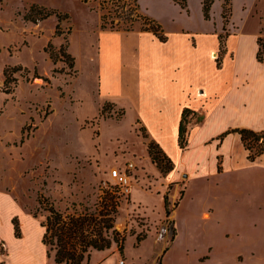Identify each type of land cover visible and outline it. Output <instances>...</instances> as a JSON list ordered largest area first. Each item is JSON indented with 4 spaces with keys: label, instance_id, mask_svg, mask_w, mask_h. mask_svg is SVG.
Masks as SVG:
<instances>
[{
    "label": "rangeland",
    "instance_id": "374dc122",
    "mask_svg": "<svg viewBox=\"0 0 264 264\" xmlns=\"http://www.w3.org/2000/svg\"><path fill=\"white\" fill-rule=\"evenodd\" d=\"M102 1L0 0V238L13 243L12 219H17L19 230V219L14 216L9 220L13 211L9 198L31 217V212L37 208L39 194L48 198L60 212H67L72 204L86 202L101 189L111 187L119 190L111 179V171L130 167L129 192L121 195L122 202L114 227L118 232H131L132 236L125 241V256L122 252L117 260L151 264L154 260L152 241L164 228L173 235L171 215L184 194L175 215L180 243L176 245L172 258L162 260L164 264H264L263 159L255 163L247 162L236 134L229 136L231 141L226 149L219 146L217 163H220L221 174L217 177L232 171L239 174L226 175L222 179L224 183L218 185L229 184L242 190L232 194L226 203L225 194L210 195L208 189L216 184L212 180L206 182L204 176L198 175L189 180L192 173L178 167L175 172L162 176L147 154L148 140L143 138L147 136L145 130L137 123L131 124L129 118L123 117L121 109H115L110 103L102 104L97 99L96 68L91 58L96 56V46L99 45ZM177 1L184 3L185 8L174 0H137L138 10L132 16L133 31L144 29V17H152L172 36L179 31L187 33L193 44L196 33L221 35V43H218L215 53H209V59L222 61V66L227 55L226 33L235 35L236 24L246 31L253 26V19L247 17L253 0H213L208 19L203 15L202 0ZM31 5L65 14L67 19L58 23L56 16L51 15L35 23L23 20L24 10ZM229 5L231 13L228 12ZM223 9L228 12V22H224L226 32L222 31ZM262 11L264 13V0ZM105 20V30H110L112 21L114 25L118 24L119 30L127 26L117 14H106ZM62 51L76 58L72 68L69 67V60L61 55ZM260 63H264V57ZM5 69L9 85L4 84ZM235 76L233 96L263 88L258 84L251 91L246 85L248 75ZM213 99H220V95L213 96ZM204 116V110L200 115H189L188 135L192 120L199 123ZM216 120L217 116L206 135H214L226 122L224 120L220 125L222 121ZM231 121L233 117L228 116L227 123ZM262 122L255 125L256 128L261 127L257 131L264 132ZM217 138L205 141L202 148H214L218 144ZM199 139V136L194 139L189 155L195 154ZM193 159L188 156L186 161L191 163ZM173 164L177 163L173 161ZM215 167L216 164L213 165V174L216 173ZM172 195H176L175 200L171 199ZM164 196L168 202L167 216ZM203 202H211L213 207L229 204L225 226L234 252L221 259L198 262L197 256L204 253V245L210 242L214 228L209 222L205 223L206 226H201L200 234L193 241L187 225L188 222L203 225L199 214L194 211V205L198 210ZM207 218L203 216V219ZM35 220L39 224L40 218ZM210 222L214 224L219 220L212 219ZM27 227L30 233L31 228ZM30 235L31 239L26 241L28 244L34 237L33 233ZM137 235L145 237L139 249L134 246ZM192 242L197 246L195 249L189 247ZM237 251H241L239 259L238 256L236 258ZM110 252L120 254L115 245ZM24 253L12 250L8 263L35 264L34 257L26 259ZM0 255H7L1 239ZM117 260L112 256L105 264H116Z\"/></svg>",
    "mask_w": 264,
    "mask_h": 264
},
{
    "label": "crops",
    "instance_id": "0c3cea01",
    "mask_svg": "<svg viewBox=\"0 0 264 264\" xmlns=\"http://www.w3.org/2000/svg\"><path fill=\"white\" fill-rule=\"evenodd\" d=\"M262 7L263 0L252 1L247 16L249 19H253V26L250 31L241 30L240 26L236 24L235 35L229 36L226 33V39L228 38L227 46H225L227 55L222 66V61L220 62L219 68H217V62L209 59V53H215L214 51L218 48V36L196 33L193 44L187 33L179 31L172 36V34L165 32L161 26L162 33L166 37L164 42L148 31L126 32L100 29L96 56L91 58V62L95 63L94 68H96L95 79L99 102L101 101L102 104L110 103L115 109H121L123 117L129 118L131 124H139L147 133V140L157 144L172 163L173 161L177 163L175 166L173 164L171 173L175 172L178 167V169H187L192 173V178L189 180L198 175L204 176L206 182L212 180L216 185L208 189V192L214 196L225 194L226 203L232 194H238L242 190L229 184L218 185V183H224L222 179L226 175L239 174L232 171L221 178L217 177L221 174L220 163H217L218 151L220 150L219 146H225L226 149L231 141L229 136L236 133L228 134L221 142L217 139L218 144L214 148L203 149L202 144L207 140L217 138L230 129L244 128L261 132L257 131L261 127L256 128L255 125L261 121L264 123V63H260L256 59L259 47L257 41L264 37ZM229 13H231L230 5ZM226 22H228V17ZM225 26L223 22L222 31L223 28L225 30L223 32H226ZM243 38L248 39L241 41ZM231 56H233L232 59ZM73 60L76 61V58ZM235 74L249 76L246 85L250 90L252 87L256 88L258 84L262 85L263 88L251 90L252 92L249 93L245 92L241 96H233ZM203 94L205 96H198ZM218 94L220 99H213V96ZM184 109L192 112L193 116L200 115L204 110L205 116L201 118L199 123L192 120L189 125L191 133L188 135L187 147L181 151L177 146V131ZM216 116L217 120L222 121L220 125L224 120L226 122L223 123L221 130L214 135H206L207 129L213 125ZM228 116L233 117L232 123H227ZM188 120L190 121L189 117ZM236 135L242 147L240 137L238 134ZM197 136L200 139L196 144L195 154L191 156L189 150ZM243 151L246 153L244 149ZM188 156L194 157L191 163L186 161ZM261 159L264 160L263 157L257 160L260 161ZM214 164H216L215 174L212 170ZM184 193H186V189ZM183 198L184 194L171 215L173 235L164 228L152 241V257L155 264H164L162 260L168 257L172 258L177 249L176 245L180 243L181 237L175 215ZM171 199L175 200L176 195H172ZM8 202L9 206L13 208L9 214V220L11 221L14 216L19 219V236H15L14 224L10 223L13 243L10 244L7 240L0 238L4 242L7 252V255H0V264L2 262L3 264H10L8 258L12 250L25 252L26 259L34 257L35 264H47L51 260L46 257V248L41 242L43 228H41L40 222L38 224L36 218L22 212L10 198ZM226 203L213 207L211 202H203L198 210H196L197 206L194 205V211L199 214L198 218L203 225L197 222L193 224L188 222L189 237L195 241L200 234L201 226H206L208 222L214 228V235L210 242L204 245V253L197 256L198 262L212 260V258L221 259L234 252L226 234L225 221L228 218L230 208L229 204ZM203 216L208 218L203 219ZM212 219H218L219 222L212 224L210 222ZM27 226L31 228L30 233L27 231ZM31 233L34 237L32 242L28 244L26 241L31 239ZM140 244L142 246L144 243L140 242L138 246ZM191 244L189 246L191 249L197 247L193 242ZM112 248L113 246L108 250L92 252L89 264H105L106 260L112 256L117 260L122 254L110 252ZM241 249L238 248V250ZM124 251L125 248H123V255ZM235 253L237 258L241 251ZM239 258L241 256H238ZM153 262L151 264H154ZM116 264H118V260Z\"/></svg>",
    "mask_w": 264,
    "mask_h": 264
},
{
    "label": "trees",
    "instance_id": "16d2710c",
    "mask_svg": "<svg viewBox=\"0 0 264 264\" xmlns=\"http://www.w3.org/2000/svg\"><path fill=\"white\" fill-rule=\"evenodd\" d=\"M90 1L95 0H81L83 3H89ZM174 1L178 3L177 0ZM212 2L213 0H202V10L205 19H208V13ZM180 6L185 8L184 3L180 4ZM99 10L103 12L100 16L101 29L106 28V14L109 16L117 14V16L122 17V22L127 25L123 28L121 27L122 30L126 32L133 31L132 16L135 15L138 10L137 0H103ZM24 11L23 20L34 23L44 20L51 15L56 16L58 23L67 19L65 14H59L37 5H31ZM227 13L223 9V22L227 20ZM144 21L146 22V26L141 31L153 33V35L162 42L166 40L160 25L149 18L144 17ZM109 28L110 30H119L120 27L118 24L114 25L112 21L110 22ZM58 29L59 26L57 25L56 35L58 34ZM223 31H225L224 28ZM222 38L221 35L218 36L219 44ZM257 43L259 47L256 53V59L261 62L264 55V40L259 38ZM61 53L66 60H69V67L72 68L74 65L73 58L70 57L69 54H66L65 51ZM56 57H54L53 61H55ZM219 67L220 61L217 60V68ZM7 69L3 71V75L6 78L4 82L5 85H9ZM34 77L36 78L37 76ZM13 81H15V79ZM6 91L9 93V88H7ZM191 113L192 112L189 110L184 109L181 114L177 131V146L181 151H184L187 147L188 117ZM231 133L239 135L242 147L247 153L246 159L248 162L253 163L259 158H264V132L236 128L225 131L220 134L217 139L221 142L224 137ZM143 138L147 139V136H143ZM146 150L151 164L156 166L162 176L173 170L172 161L157 144L152 141H147ZM121 202L119 190L109 187L101 189L94 197L89 198L84 203L72 204L69 211L60 212L53 206L48 198L39 194L37 197V208L34 212H31V214L34 218H40V226L43 228L41 242L46 248V257L52 261V264H89L92 252L108 250L113 245H115L119 253L122 254L126 239L128 236H132V234L131 232L127 233L125 230L122 232L115 230L114 225L119 215ZM164 209L167 216L169 210L166 196H164ZM16 221L17 219H13L14 234L18 237L19 234ZM144 239L145 237L137 235L135 246H138Z\"/></svg>",
    "mask_w": 264,
    "mask_h": 264
},
{
    "label": "built area",
    "instance_id": "2783aa9c",
    "mask_svg": "<svg viewBox=\"0 0 264 264\" xmlns=\"http://www.w3.org/2000/svg\"><path fill=\"white\" fill-rule=\"evenodd\" d=\"M129 169L130 167H125L123 170H116L113 169L111 171V179L114 181L115 185L119 187V193L127 194L129 192V185H130V176H129ZM118 264H131L126 263L125 260H118Z\"/></svg>",
    "mask_w": 264,
    "mask_h": 264
}]
</instances>
